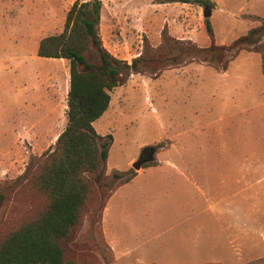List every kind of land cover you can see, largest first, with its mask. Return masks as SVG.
I'll list each match as a JSON object with an SVG mask.
<instances>
[{
  "label": "rangeland",
  "instance_id": "rangeland-1",
  "mask_svg": "<svg viewBox=\"0 0 264 264\" xmlns=\"http://www.w3.org/2000/svg\"><path fill=\"white\" fill-rule=\"evenodd\" d=\"M73 1L0 0V238L45 203L16 179L30 159L36 161L54 143L15 139L26 127L35 133L47 124L37 123L41 115L33 109L20 112L12 89L22 81L31 83L35 70L52 71L51 58L37 56V41L62 31ZM154 1L101 0L99 33L111 54L127 62L142 52L164 54L148 63L145 73H132L111 90L107 110L93 124L99 134L112 136L105 182L113 171L138 172L170 159L179 164L176 141L183 134L191 144L199 143V152L193 145L188 153L204 155L200 165L206 187L146 174L115 192L106 212L111 225L104 228L102 204L110 186L94 184L78 226L65 241V257L73 264H264L260 54L241 50L226 70L218 71L199 56L179 53L175 46L180 43L172 41L167 51L162 40L166 30L173 39L207 46L203 10L210 8L215 43L229 44L260 23L264 0H210L205 6ZM145 146L155 147L153 159L134 168ZM218 197L223 209L236 210L229 224L227 219L218 223L216 214L205 210ZM186 219L182 227H171Z\"/></svg>",
  "mask_w": 264,
  "mask_h": 264
},
{
  "label": "trees",
  "instance_id": "trees-1",
  "mask_svg": "<svg viewBox=\"0 0 264 264\" xmlns=\"http://www.w3.org/2000/svg\"><path fill=\"white\" fill-rule=\"evenodd\" d=\"M154 2L211 5L210 0ZM101 8V0H74L66 11L62 31L38 41V56L68 60L67 122L53 146L36 161L30 159L23 174L16 179L17 183L30 185L44 197L45 203L0 238V264H73L65 257V241L78 226L93 185L110 186L107 202L118 186L136 174L133 168L113 171L109 182H105L112 136L99 134L93 122L107 110L111 90L124 84L130 74L145 73V66L160 61L164 54L142 52L129 62L115 57L102 44ZM204 29L209 40L205 47L197 46L190 39H173L166 30L162 32L164 46L170 52L172 41L180 43L175 46L179 53L192 54L193 58L199 56L218 71L226 70L241 50L258 52L264 73V15L258 25L229 44L215 43L209 18H204ZM3 196L0 193V203Z\"/></svg>",
  "mask_w": 264,
  "mask_h": 264
},
{
  "label": "crops",
  "instance_id": "crops-1",
  "mask_svg": "<svg viewBox=\"0 0 264 264\" xmlns=\"http://www.w3.org/2000/svg\"><path fill=\"white\" fill-rule=\"evenodd\" d=\"M38 45V41H37ZM37 51V46H36ZM38 56V55H37ZM40 57V56H39ZM46 58V57H44ZM50 63H53L51 72L40 73L35 70L33 72L32 82L22 81L19 84L13 85L12 95H13V103L20 110V112L25 113L29 111V109H33L38 112L41 116L36 120L38 124H47L46 130L41 132L31 133L26 127L23 133H19L16 135L15 139H20V136H26L27 140H38L41 144H50L54 143L57 137V130L65 127L67 118L65 115V111L67 109V93L69 89V65L68 61L64 58H51L48 59ZM50 71V69H49ZM62 114V117L57 119V115ZM97 120V119H96ZM95 120V121H96ZM93 122V124L95 123ZM38 131V129H36ZM187 131L186 133H188ZM56 134V135H55ZM180 143L177 142L180 149L179 153V164L176 160L170 159L167 160L163 164H158L156 166H150L147 169H142L136 172L135 176L128 182L118 186L108 198L106 205L102 211V223L105 227H109L110 222H108V216L106 212L108 211L110 200L115 194V192L119 191L124 187L134 186L135 182H138L142 179L146 174L150 175H159L161 177H166L171 181L172 184H180V183H192L198 188H205L207 181L201 178V162L205 160L204 155L189 154L188 147L196 145L197 152H199V143L191 144L190 141H186L183 134L180 135ZM199 176V177H198ZM252 185V184H251ZM252 187V186H251ZM211 204H209L208 208L205 207V210L213 211L216 214L217 222L221 224L222 219H227L228 224L230 223V219H234L236 215L235 208L223 209L221 206L220 197L216 200L210 199ZM224 202V201H223ZM226 202V201H225ZM235 206V203H234ZM250 207L251 203H250ZM203 211V207L199 208V211ZM229 213V218H225V215ZM192 213H190L191 216ZM188 216V213H186ZM172 222L171 227H182L183 223L187 222Z\"/></svg>",
  "mask_w": 264,
  "mask_h": 264
},
{
  "label": "water",
  "instance_id": "water-1",
  "mask_svg": "<svg viewBox=\"0 0 264 264\" xmlns=\"http://www.w3.org/2000/svg\"><path fill=\"white\" fill-rule=\"evenodd\" d=\"M203 15L208 18L211 15V9L207 8L203 10ZM155 152L154 146H145L142 148L138 159L132 164L134 168H139L145 162H149L153 159V154Z\"/></svg>",
  "mask_w": 264,
  "mask_h": 264
}]
</instances>
